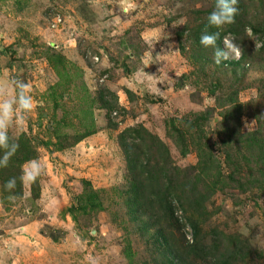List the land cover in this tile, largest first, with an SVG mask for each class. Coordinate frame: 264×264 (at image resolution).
<instances>
[{"label":"rangeland","instance_id":"1","mask_svg":"<svg viewBox=\"0 0 264 264\" xmlns=\"http://www.w3.org/2000/svg\"><path fill=\"white\" fill-rule=\"evenodd\" d=\"M215 4L0 0V76L30 82L37 101L10 133L22 158L14 193L4 184L17 174L0 168V264H212L234 252L229 264H264V184H241L255 166L237 144L264 125V0H238L235 23L208 28L243 52L219 65L200 44ZM140 128L166 146L172 172L193 167L211 194L200 214H182L192 224L164 228L172 259L129 217L118 136ZM34 158L46 174L24 186Z\"/></svg>","mask_w":264,"mask_h":264},{"label":"trees","instance_id":"2","mask_svg":"<svg viewBox=\"0 0 264 264\" xmlns=\"http://www.w3.org/2000/svg\"><path fill=\"white\" fill-rule=\"evenodd\" d=\"M249 106L247 104L239 105L237 109H244ZM261 125L262 121L258 118L256 130L252 132L240 131L237 136L238 151H241V158L246 160L245 156H249L255 166L254 171L247 172L249 178H242V185L264 184V125ZM140 129L142 131L140 133L135 129H128L118 136V143L125 156L126 166L131 176V183L128 186L130 191L129 217L145 232L154 228L160 241V245L156 249L159 252L161 250L166 252L172 259L174 251L169 245L168 237L170 234L166 233L164 228L179 232L188 224H192L183 220V215L187 212L193 213L194 210L195 213L199 212L200 214L201 211L205 210L204 204L211 194L204 195L200 191L198 187L200 180L196 175H193L197 172L193 167L187 169L193 171V174L187 170L179 172L175 168L172 172V161L166 146L158 138L149 135L144 129ZM239 154L240 152H238V157ZM224 155L225 158L233 157L229 152L224 153ZM21 162L22 158L18 153L9 162L11 169L17 174L15 178H18V169L15 167ZM191 177L193 180L190 179ZM18 185L20 186L17 181L13 193L18 190ZM53 232L43 236L55 241L56 236ZM217 256L219 260L217 259L212 264H229L236 256V252Z\"/></svg>","mask_w":264,"mask_h":264},{"label":"clouds","instance_id":"3","mask_svg":"<svg viewBox=\"0 0 264 264\" xmlns=\"http://www.w3.org/2000/svg\"><path fill=\"white\" fill-rule=\"evenodd\" d=\"M238 0H216L214 10L207 17V26L201 33L200 44L205 48H212L213 62L217 65L223 61L239 60L243 55L241 46L236 43L231 35L223 37L224 48L217 45L221 39L220 32H209L208 28L220 29L225 25L235 23L238 13L236 7ZM251 33V29H246ZM255 49L258 50L262 45L254 40ZM137 74H134V76ZM145 75L150 76L145 73ZM185 87H188L185 84ZM32 84L23 80H9L6 75L0 76V168H6L11 158L19 149V144L10 135L13 129H19L24 121L26 114L32 112L37 106V101L31 95ZM47 164L40 158L26 161L21 168L20 182L24 186L35 183L42 175L46 174ZM17 186V179H8L4 188L12 192ZM19 197L15 194L9 195L8 200L15 202Z\"/></svg>","mask_w":264,"mask_h":264}]
</instances>
